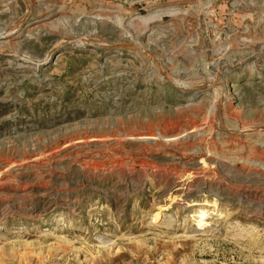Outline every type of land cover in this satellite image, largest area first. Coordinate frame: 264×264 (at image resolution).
Segmentation results:
<instances>
[{"label":"rangeland","instance_id":"obj_1","mask_svg":"<svg viewBox=\"0 0 264 264\" xmlns=\"http://www.w3.org/2000/svg\"><path fill=\"white\" fill-rule=\"evenodd\" d=\"M0 264H264V0H0Z\"/></svg>","mask_w":264,"mask_h":264},{"label":"bare ground","instance_id":"obj_2","mask_svg":"<svg viewBox=\"0 0 264 264\" xmlns=\"http://www.w3.org/2000/svg\"><path fill=\"white\" fill-rule=\"evenodd\" d=\"M13 30H14V29H13ZM8 35L11 36L9 33H8ZM160 214H161V212H158V215H160Z\"/></svg>","mask_w":264,"mask_h":264}]
</instances>
